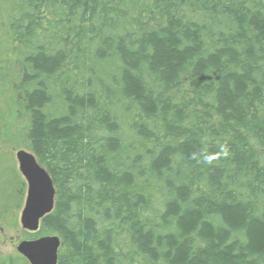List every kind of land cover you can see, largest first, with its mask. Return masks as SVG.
<instances>
[{
	"label": "trees",
	"instance_id": "16d2710c",
	"mask_svg": "<svg viewBox=\"0 0 264 264\" xmlns=\"http://www.w3.org/2000/svg\"><path fill=\"white\" fill-rule=\"evenodd\" d=\"M0 68L58 264H264V0H0Z\"/></svg>",
	"mask_w": 264,
	"mask_h": 264
},
{
	"label": "rangeland",
	"instance_id": "374dc122",
	"mask_svg": "<svg viewBox=\"0 0 264 264\" xmlns=\"http://www.w3.org/2000/svg\"><path fill=\"white\" fill-rule=\"evenodd\" d=\"M6 76L0 68V264H26L17 246L22 240L31 239L20 223L27 185L16 159V151L25 148V138L14 130L18 119L13 110L14 97L2 83ZM21 129H25L23 123Z\"/></svg>",
	"mask_w": 264,
	"mask_h": 264
},
{
	"label": "water",
	"instance_id": "95a60500",
	"mask_svg": "<svg viewBox=\"0 0 264 264\" xmlns=\"http://www.w3.org/2000/svg\"><path fill=\"white\" fill-rule=\"evenodd\" d=\"M16 159L19 172L27 185L20 223L25 231L36 233L42 220L55 208L56 186L47 169L33 152L19 149L16 151ZM61 247V238L54 234L22 240L17 246V251L29 264H58Z\"/></svg>",
	"mask_w": 264,
	"mask_h": 264
}]
</instances>
